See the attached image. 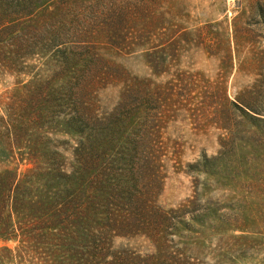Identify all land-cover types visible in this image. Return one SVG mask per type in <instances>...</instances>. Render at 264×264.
Here are the masks:
<instances>
[{"label": "trees", "instance_id": "obj_1", "mask_svg": "<svg viewBox=\"0 0 264 264\" xmlns=\"http://www.w3.org/2000/svg\"><path fill=\"white\" fill-rule=\"evenodd\" d=\"M170 3L0 0L2 264H225L247 253L220 243L215 260L200 257L194 238L221 236L228 220L207 194L192 210L195 183L177 204L161 196L171 169L203 175L201 190L231 180L264 198V37L242 26L264 24V2L190 28ZM194 51L215 61L212 81L180 68ZM246 73L252 85L237 86ZM198 113L220 129L218 150L183 160ZM232 212L241 232H264L262 205L251 224Z\"/></svg>", "mask_w": 264, "mask_h": 264}, {"label": "rangeland", "instance_id": "obj_2", "mask_svg": "<svg viewBox=\"0 0 264 264\" xmlns=\"http://www.w3.org/2000/svg\"><path fill=\"white\" fill-rule=\"evenodd\" d=\"M170 4L180 7L181 23L188 28L193 26H200L201 24L209 23L219 19H222L224 15L228 18L232 16L233 11L236 10L238 4L244 6L245 2L255 3L258 0H168ZM264 2V0H259ZM182 10V11H181ZM183 17L187 23H183ZM253 19L244 20L242 26L246 31H250L251 36L260 35L264 37V24L253 25ZM205 23V24H206ZM244 48V47H243ZM189 61V62H188ZM180 67L181 69H188L186 71L191 73L202 72L209 81H212L215 77V61L207 59L201 51H194L192 60H184ZM188 66L190 68H188ZM192 74V75H193ZM246 74L240 76L236 82L237 86L240 84L252 85V77H247ZM0 84V93L9 87ZM204 116L198 113L191 121L193 126H187L186 129L196 131L200 134L197 136L191 150H188L183 160H191L200 153V151H206L207 154L215 153L218 150V144L216 141L217 134L220 133V129L210 125V122L203 119ZM219 129V130H218ZM244 175L240 176L243 179ZM203 175L200 174H185L183 172H175L168 169V176L165 180L164 190L162 193V200L166 204H177L185 197L194 194L193 185L195 183V194H202V197L195 200L192 210L197 212L199 210L206 209L208 202L206 201V194L209 196L212 202L217 206L218 211L227 218V222L223 227L224 233L220 236L217 233H213L212 230H207L200 238H194L199 248L200 257L204 258L208 262H212L214 250L218 248V244L227 245L230 248H247V253L241 257H229L225 264H264V232L261 231H243L237 229L236 225H233L232 211L238 210L241 214L250 216L249 222L253 221V215L259 205L264 207V198L260 196L251 197L241 188H235L234 183L231 180L227 182H219L215 179L210 181L206 190L202 188ZM225 186H223V185ZM241 234L245 235V238L241 237ZM242 235V236H244ZM196 237V236H195ZM223 237V239L221 238ZM219 239V240H218ZM176 241V238H174ZM3 244L0 243V246ZM9 247H12L14 243H7ZM177 246H180L177 244ZM220 248V246H219ZM4 254V253H3ZM3 256V255H2ZM1 257V256H0ZM2 264V262H0ZM11 264V263H5Z\"/></svg>", "mask_w": 264, "mask_h": 264}]
</instances>
